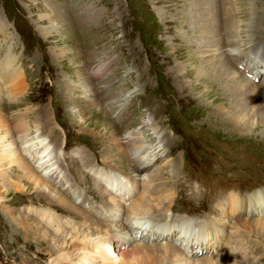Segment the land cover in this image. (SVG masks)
I'll return each instance as SVG.
<instances>
[{"label": "rangeland", "instance_id": "374dc122", "mask_svg": "<svg viewBox=\"0 0 264 264\" xmlns=\"http://www.w3.org/2000/svg\"><path fill=\"white\" fill-rule=\"evenodd\" d=\"M219 2L0 0V122L10 133L5 145L11 142L39 168L37 135L46 139L61 172L48 183L75 209L32 188L14 190L24 183L4 164L0 264L83 262L79 257L89 247L94 256L83 264H264V126L258 119L246 134L215 114L234 106L225 78L235 70L232 59L210 73L216 74L220 95L206 92L207 83L198 86L186 73L209 72L200 68L198 52L204 33L214 36L221 24L214 17ZM236 5L259 43L252 53L244 46V53L264 60V0ZM260 64L252 81L262 90ZM8 80L21 93L8 95ZM24 125L25 133L15 132ZM137 134L148 148L165 150L147 151L158 157L145 172L115 145L119 140L126 148L125 137ZM121 181L133 189L125 197L117 194ZM91 203L94 213L85 206ZM133 216L135 223L128 219ZM35 225L48 238L39 237ZM140 225L171 234L148 237L141 230L136 236ZM132 227L135 236H124ZM186 232L189 240L182 237ZM201 234L206 241H198ZM102 247L110 258L103 257Z\"/></svg>", "mask_w": 264, "mask_h": 264}, {"label": "bare ground", "instance_id": "6f19581e", "mask_svg": "<svg viewBox=\"0 0 264 264\" xmlns=\"http://www.w3.org/2000/svg\"><path fill=\"white\" fill-rule=\"evenodd\" d=\"M238 9H239V6L236 5V0H220L218 7L215 8V10H214L215 20L217 19V17L218 18L220 17V19L222 20L221 24L216 21V23L220 24L219 25L220 28L218 27L216 29L214 36L210 35L211 36L210 38H207V37H209V36H207V35H209L208 31H206L204 33L202 40H203L205 46H204V48H200V51L198 52V56L201 58V61H202V65L200 66V68L202 69V71L204 70V71H209V72L206 74H202L201 70L194 71V70L189 69V71H187L186 73L189 76L193 75L196 77L195 79H196V83L198 84V86L201 85V87H202L203 83H207V86H206L207 91L206 92L211 93L210 90L212 89L211 91L215 90L216 94L220 95V91H219L220 88L215 83V80L217 78L215 76L216 74H210V73L214 70H217L216 67L219 65V63L223 59H227V60L232 59L233 62H231V63H232V65L234 63L235 70L232 68V70H228V72L226 71L227 76L225 78L230 80L228 85L230 87V90L232 91V94H234V98L232 100L230 99V103H234V106H231L230 108H220L221 111H219V108H216V110L219 112H215V111L214 112L217 116L219 114L221 116V118H226V120L228 121V124L232 125L234 131L235 130L236 131H238V130H241V131L244 130L245 131V129H246V131H245L246 134H249L250 130H248V128L251 129L253 127V125H256L255 124L256 120L260 119L261 124L264 126V86H262V90H261V89L257 88L255 85H253V81H252V80L255 81V72H257V70L260 71L257 64L261 65L260 62L264 63V60H262V58H259L256 53H253L252 57L249 59V58H247L246 53H244L245 52V50H243L244 46L247 47V49H248L247 51L252 53L256 48H258L259 43H258V41H254V39L252 38L253 35L250 34L249 29L245 27L247 24H250L251 21L246 22V23H242V20L239 19L240 17L238 16V13H239ZM243 33H244V35H243ZM257 61H259V63H256V67H257V70H256L255 69V62H257ZM240 66H241V68H240ZM176 70L177 71L181 70L180 65L177 64ZM4 79H6V76L2 77V80H4ZM8 81H10V80H8ZM186 82L187 81H185V84H186ZM187 85H189V83ZM5 87L6 88L8 87L7 93H8V95H11V96L15 95L16 93H21L20 91L22 89L18 85L13 86L12 81H10L9 84L7 83ZM183 87L184 86H182V88ZM1 89H2V87H1ZM1 89H0V91H1ZM226 100L228 101L227 97L221 99L222 102H225L223 104L224 107H228V103H226L227 102ZM102 125H103V128H106V123H104ZM4 126H6V125H4ZM4 126L0 122V132L5 129V128L3 129ZM149 126L152 128V130H155L156 126L154 125V123L150 122ZM26 127H28V126L24 125L23 127H18V128L16 127L15 132L17 131V132H24L25 133L26 129H27ZM107 127H108V125H107ZM8 129H9V127H7L4 130L5 132L7 131V133L5 135L0 136V181L3 183L2 185H6V183L4 182V181H6L5 180L6 173L3 171V168H4L3 165L6 164V166H8L7 164H9L12 166L11 170H13V171L16 170L20 173L19 174L20 180H22L24 183V186H19V184H16L13 187L14 190L21 189V188H26L28 190H30V188L35 189L36 191H38V193H40L42 195H50V197H53V198L59 200L57 202L59 205H62L63 208L68 210V211L71 210L70 212H72V211L74 212L75 209L71 204L64 201V199L62 197H56L57 193L54 192L55 188L53 187V185L48 183V180H50V178L52 179L51 176L53 174H55V175L60 174L61 175V172L59 170V166H56L55 162H53L52 159L50 158L51 154H50V151L48 149L49 143L45 141L46 139L41 138V136H39L40 134L37 135L38 146L34 147V148L36 150L35 151L36 152L35 163L36 162L38 163V166H39V168H38L37 166L33 165L32 162H31V164H32L31 165L29 162L30 160L29 161L26 160V157L18 154L17 153L18 150H16L15 147L12 146L11 142L8 141V143H6V145H5V138L8 135H10V133L8 134V132H9ZM34 130H36V129H34ZM105 130L106 129H104V131ZM263 136H264V134H263ZM143 138L144 137L140 134L128 135L127 137H125V140H127L126 142L128 143V145H126V148H124L122 146V142H120L119 140H116L115 145L117 146V149H119L121 151V153L124 154V152H128L132 158V161L142 163L141 169L143 170V172H145V171H148V169L151 167V165H153L157 154L161 155L165 152V150L159 149V146H158V148H156L157 146L154 145L153 147L157 150L156 151L157 154L155 153L154 155L152 154V155L148 156L147 151L151 149V152H152L153 147L149 146V148H148L146 146V142L143 140ZM146 148H148V149H146ZM39 169H43L44 171L39 172L40 171ZM8 174L10 176L12 175L10 173H8ZM111 175L108 177L112 182V181H114V178ZM104 179H105V177H104ZM1 182H0V184H1ZM121 183L123 184L122 192H117V194H121L122 197H125L126 190L129 189L131 192V191H133V189L130 186H127L125 182L121 181ZM25 184H26V187H25ZM128 184H130V183H128ZM233 196L238 197L235 194ZM238 198H241V197H238ZM230 199L228 201H230ZM251 205H252V202H250L249 210L246 209L247 214H251V210H250ZM85 206L87 209H89L91 211H93V209L95 208L93 203H91V207H89L87 205H85ZM242 206H243V208H245L244 205H242ZM3 208L5 209V211L8 214L13 213L12 210L9 209V207L5 206ZM260 208H259V211H260ZM99 209H100V207H99ZM100 211H101L102 217L105 218L106 212L103 211L102 209ZM93 213H94V211H93ZM120 214H121V212L118 211V213H116L115 217H119ZM237 214L239 216V215H242L243 213L241 211V212H237ZM142 216H145V217H142L144 220H145V218L150 217V215L149 216L142 215ZM42 217H44V216H42ZM127 218L128 217H126L125 222L127 221L128 223L129 222L131 223V221H128ZM136 218H138V217H136ZM44 219H45V217H44ZM47 219L48 218H46V220ZM53 219H54V217H53ZM53 219L51 218V220H53ZM128 219L133 220L132 221L133 223L138 221V220L135 221L134 216L130 217ZM51 220L49 218V223L54 222ZM144 220H143L144 223L147 222ZM55 222H56V220H55ZM141 222H138V223L140 224ZM147 223H145V224H147ZM131 225L133 226L132 223H131ZM151 225L150 226L148 225L149 226L148 228H145L142 225H140L139 226L140 228L137 230L138 233L136 234V236H140L139 234H141V230H142V233L145 231L146 232L145 235H147L148 237L154 236V235L159 237V236H165V235L171 234V233L165 234V232L163 230L162 231L154 230L153 228H151ZM127 226H129V225H127ZM35 227L38 230L37 234L39 237L48 238V235L45 232L44 228H43V230L40 231L41 228H38L36 225H35ZM159 228H161V227H159ZM132 229H133V227L131 229H128L127 232H124L123 235L128 237L129 232L131 231L130 234L132 235V237H134L135 235H133ZM205 231L206 230L204 229V232ZM202 234L197 238L198 241H200L201 239H203V241H206L207 238H202L201 237ZM177 237L180 238V235H177ZM182 237H185L188 240L190 239V236L187 235V232ZM174 238H175V236H174ZM62 239H63V237H62ZM131 239L133 240L134 238H131ZM180 241H181V239H180ZM182 241L185 242L184 243L185 245L187 244L185 240H182ZM126 242H128V241H126ZM108 246H109V243H108ZM101 251H102L103 257L110 258V256H107V251L105 248L102 247ZM93 256H94L93 250L89 247L87 250L82 251V255L79 258L83 257L82 260L84 262L87 258L93 257ZM83 262H80V259H78L77 262H73L71 264H83Z\"/></svg>", "mask_w": 264, "mask_h": 264}]
</instances>
